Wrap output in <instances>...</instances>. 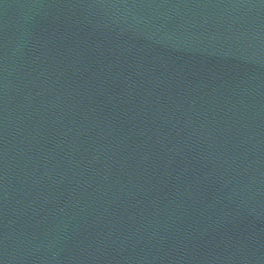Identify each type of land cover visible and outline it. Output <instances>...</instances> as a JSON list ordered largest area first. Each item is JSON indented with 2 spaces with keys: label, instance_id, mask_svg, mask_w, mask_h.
<instances>
[{
  "label": "water",
  "instance_id": "obj_1",
  "mask_svg": "<svg viewBox=\"0 0 264 264\" xmlns=\"http://www.w3.org/2000/svg\"><path fill=\"white\" fill-rule=\"evenodd\" d=\"M0 264H264V0H0Z\"/></svg>",
  "mask_w": 264,
  "mask_h": 264
}]
</instances>
